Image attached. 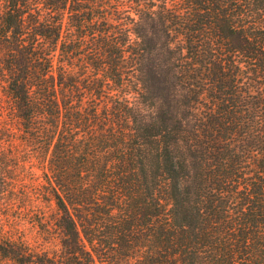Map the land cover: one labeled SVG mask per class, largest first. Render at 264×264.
<instances>
[{
  "label": "trees",
  "instance_id": "16d2710c",
  "mask_svg": "<svg viewBox=\"0 0 264 264\" xmlns=\"http://www.w3.org/2000/svg\"><path fill=\"white\" fill-rule=\"evenodd\" d=\"M0 81L55 243L1 258L264 264V0H0Z\"/></svg>",
  "mask_w": 264,
  "mask_h": 264
},
{
  "label": "rangeland",
  "instance_id": "374dc122",
  "mask_svg": "<svg viewBox=\"0 0 264 264\" xmlns=\"http://www.w3.org/2000/svg\"><path fill=\"white\" fill-rule=\"evenodd\" d=\"M4 84L0 81V128H7L12 134L11 143L4 148L10 151V156L16 157L18 166L11 169L8 185L12 193L18 194L23 191L32 198V190L37 189L40 183L38 177L41 171L37 169L38 161L31 157L29 149L19 141L20 132L17 130V123L14 118H9L4 111L5 101L2 96ZM7 151L6 153L8 154ZM33 192H37L33 190ZM9 193L2 201L0 207V235L12 241H22L31 248L37 250L42 248H54L55 243L46 244L43 236L35 225L29 223V208L19 204L18 201L11 198ZM22 193V192H21ZM47 212V209H44ZM0 264H13L12 262L0 257Z\"/></svg>",
  "mask_w": 264,
  "mask_h": 264
}]
</instances>
